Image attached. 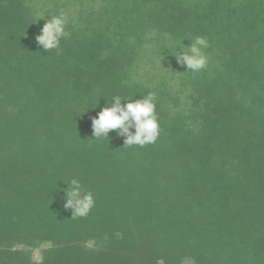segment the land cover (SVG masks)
I'll return each instance as SVG.
<instances>
[{
	"label": "trees",
	"instance_id": "16d2710c",
	"mask_svg": "<svg viewBox=\"0 0 264 264\" xmlns=\"http://www.w3.org/2000/svg\"><path fill=\"white\" fill-rule=\"evenodd\" d=\"M89 2L58 55L35 40L37 2L0 0V264H264V0ZM197 35L193 73L173 56ZM148 41L180 92L133 78ZM148 92L155 144L94 140L106 100ZM72 178L95 197L83 218L63 206ZM44 242L39 263L16 248Z\"/></svg>",
	"mask_w": 264,
	"mask_h": 264
},
{
	"label": "clouds",
	"instance_id": "9594fccd",
	"mask_svg": "<svg viewBox=\"0 0 264 264\" xmlns=\"http://www.w3.org/2000/svg\"><path fill=\"white\" fill-rule=\"evenodd\" d=\"M49 16L50 19L47 18ZM40 19H45V25L35 37L38 46L44 51L56 50L59 55L62 51L61 40L69 36L66 30L67 14L60 11L56 15H42L35 23ZM185 39H188L190 44L184 46L182 44L184 39L179 40L173 57L181 66H186L187 71L198 73L205 70L209 63L205 51L209 47L207 37L197 35ZM133 98L117 95L113 96L111 101L106 100V106L92 117L94 140L107 139L109 132L115 131L117 136L125 138L124 144L128 147H145L156 143L161 132L157 113V94L148 92L141 99ZM132 129L135 131L133 132ZM64 183L67 185L63 189L64 209L72 211V218L88 216L95 207L93 192L87 190L77 178Z\"/></svg>",
	"mask_w": 264,
	"mask_h": 264
},
{
	"label": "rangeland",
	"instance_id": "374dc122",
	"mask_svg": "<svg viewBox=\"0 0 264 264\" xmlns=\"http://www.w3.org/2000/svg\"><path fill=\"white\" fill-rule=\"evenodd\" d=\"M32 1V0H31ZM50 1L53 0H34V3L37 2V5H35V12L37 15L41 18L42 15H56L60 11H64L68 19L76 17V9L78 6H80L82 0L80 2H77V5H74L73 7H65L64 4L62 3V0H54V4H50ZM91 0H84V3L90 4ZM94 1V5L97 7L100 0H92ZM50 19V16L48 17ZM70 20V19H69ZM155 45L158 46L157 42L154 41H148L145 43L142 52L139 56V59L137 61V67L134 70L133 73V78L136 80H139L143 83L147 82L150 84H157L160 82H164L168 85L171 86V89L173 88L175 91L182 90L180 87V80L179 76L182 73H178L177 69H174L173 67V62H170L172 58L170 56H165V55H158L156 52V47ZM175 73V74H174ZM187 88V87H186ZM182 97L185 98L187 96V93L182 91L180 93ZM186 101V100H185ZM183 100V102H185ZM51 244L44 242L40 244L37 247H24V246H17L16 248L21 250V249H27L30 251V256L32 261L39 263L41 262L43 258V251L50 249Z\"/></svg>",
	"mask_w": 264,
	"mask_h": 264
}]
</instances>
